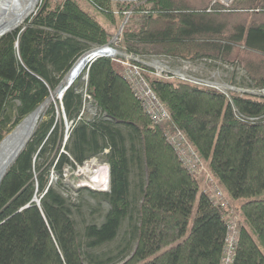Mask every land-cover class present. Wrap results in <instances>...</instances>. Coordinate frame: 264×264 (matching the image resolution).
I'll list each match as a JSON object with an SVG mask.
<instances>
[{"label":"trees","instance_id":"obj_1","mask_svg":"<svg viewBox=\"0 0 264 264\" xmlns=\"http://www.w3.org/2000/svg\"><path fill=\"white\" fill-rule=\"evenodd\" d=\"M121 26L113 44L120 52L221 60L264 90V0L229 7L212 0H42L0 38V142ZM141 61L116 54L90 65L86 89L78 78L62 100L73 121L67 139L61 102L50 103L0 183V264H111L85 249L115 240L133 208L137 244L121 264H222L231 208L239 230L233 264H264V197H257L264 191V94L225 92ZM132 65L168 110L163 122L151 119L127 78ZM176 132L196 151L200 172L190 171L171 144ZM93 157L109 164L110 190L90 191L109 209L101 224L80 232L74 204L52 174L62 180L66 169ZM215 186L226 205L211 198Z\"/></svg>","mask_w":264,"mask_h":264},{"label":"rangeland","instance_id":"obj_2","mask_svg":"<svg viewBox=\"0 0 264 264\" xmlns=\"http://www.w3.org/2000/svg\"><path fill=\"white\" fill-rule=\"evenodd\" d=\"M42 0L38 1L37 6ZM83 6L87 9L92 7L86 5L84 1H81ZM36 6V9H37ZM91 11V10H89ZM97 17L103 23V15L98 13ZM119 27L111 28L113 31V37L120 31ZM118 39L115 41L117 42ZM126 59L138 58L151 63L160 74H173L184 78H191L193 82L215 87L225 92L234 90L244 93H258L264 94V90L255 88L248 82L246 72L243 69L236 68L232 64L223 62L221 60H192V61H178L179 59L172 57H156V61L151 60L150 57H140L122 54ZM155 59V58H154ZM83 74L80 77L81 85L86 89L87 79L82 81ZM195 79V80H194ZM83 89V87H81ZM92 99L86 102V108L91 109L93 114L97 112L96 107H90ZM44 115V114H43ZM140 147V146H139ZM142 147V146H141ZM91 161L87 160L84 165L78 166L74 171L65 170L63 179L60 180L59 175L52 174L53 185L58 191L73 204V217L77 222V226L80 232H83L84 227L91 224H101L104 221L105 214L109 209V205L106 202H100L96 194H92V190H110V179L106 184L94 182L95 176L98 175L103 168H107L105 160L100 157H94ZM132 195L135 192V177H132ZM257 197H264V191ZM138 199V200H137ZM142 199V194H138L136 203L134 205L139 209ZM198 201V199H197ZM242 201L238 202L240 205ZM222 204L226 205L227 201L222 200ZM230 204V203H229ZM236 205V204H235ZM237 207V205H236ZM236 217L238 216L234 208H231ZM133 215L127 218L121 225L119 234L115 240L110 243H106L97 249L85 251L89 254L103 255L104 258H112L111 264H121L125 262L129 256L133 253L137 244V236L134 232V226L138 223V211L135 208L132 210ZM238 220V218H237ZM136 236V237H135ZM126 241V242H125ZM125 246V244H128Z\"/></svg>","mask_w":264,"mask_h":264},{"label":"built area","instance_id":"obj_3","mask_svg":"<svg viewBox=\"0 0 264 264\" xmlns=\"http://www.w3.org/2000/svg\"><path fill=\"white\" fill-rule=\"evenodd\" d=\"M234 0H212L213 4H219L224 7H229ZM128 65V63H126ZM127 78L134 84V90L138 97L142 100V103L150 115L151 119L155 123H160L169 117V112L165 106L158 100L155 93L151 90L148 84L140 76V70L136 65L129 67ZM159 73V72H158ZM160 74V73H159ZM180 78H183L180 76ZM184 79V78H183ZM193 81V80H192ZM69 130L66 126L65 139L68 138ZM171 144L176 148L180 158L183 160L185 165L192 172H200V158L196 151L187 146L184 135L181 132L170 134L169 136ZM96 158H91V161ZM87 162V161H86ZM211 198L215 203H220L223 200V192L216 186L211 190ZM228 232L225 239L224 256L222 264H233L235 257V249L239 239V230L237 228V217L230 213L227 222Z\"/></svg>","mask_w":264,"mask_h":264},{"label":"water","instance_id":"obj_4","mask_svg":"<svg viewBox=\"0 0 264 264\" xmlns=\"http://www.w3.org/2000/svg\"><path fill=\"white\" fill-rule=\"evenodd\" d=\"M39 0H36L34 7L29 12L27 18L34 13L36 10V6ZM22 21V20H21ZM20 21V22H21ZM23 24V23H22ZM19 27H17L18 29ZM123 26H121L119 33L122 31ZM16 30L15 28L5 29L0 32V38L8 32ZM119 33L108 43L103 46H95L85 52L74 64L71 70L65 75L61 83L58 87L54 90V93L57 95V98L60 100L62 105V111L64 114V119L66 122V126L68 130L73 125V121H68L66 118L65 110L63 107V97L66 91L72 86L75 82L76 78L78 77L79 73L87 68L86 78L88 79V69L90 65L98 58L103 56H114L117 53L125 54L123 52H119L116 48L112 46V43L115 39L118 38ZM49 102V98L45 100L37 109L31 112L28 116H26L11 132H9L3 140L0 142V183L5 177L8 169L14 164L17 160L19 155L23 152L26 148L27 144L33 137L38 124L42 118V116L36 121L34 129H25L24 126L28 122L29 118L43 105ZM50 104H48L49 106ZM44 114V113H43Z\"/></svg>","mask_w":264,"mask_h":264},{"label":"bare ground","instance_id":"obj_5","mask_svg":"<svg viewBox=\"0 0 264 264\" xmlns=\"http://www.w3.org/2000/svg\"><path fill=\"white\" fill-rule=\"evenodd\" d=\"M36 0H0V32L5 29L15 28L22 26L27 20V16L31 9L34 7ZM22 20V21H21ZM21 21V22H20ZM23 23V24H22ZM84 69L79 73L78 78L82 76ZM86 75L82 78V81L86 80ZM75 80V81H76ZM75 82L72 84V86ZM54 100H59L57 95L54 93V90L51 92L49 97V102L51 103ZM46 103L42 107H40L28 120L25 124V129H34L36 121L45 113L48 108V104ZM106 167L102 169V171L95 176L94 182L105 183L108 174Z\"/></svg>","mask_w":264,"mask_h":264},{"label":"crops","instance_id":"obj_6","mask_svg":"<svg viewBox=\"0 0 264 264\" xmlns=\"http://www.w3.org/2000/svg\"><path fill=\"white\" fill-rule=\"evenodd\" d=\"M119 33V32H118ZM117 33V34H118ZM116 34V35H117ZM115 35V36H116ZM119 35H120V33H119ZM119 35H118V37H119ZM118 39V38H117ZM117 39H115V41L117 40ZM115 41L112 43V46H113V44L115 43ZM124 53V52H123ZM122 55V54H121ZM127 55V54H126ZM150 58H151V60H154V61H156V57H154V56H149ZM130 58H131V56H130ZM155 58V59H154ZM172 58H174V57H172ZM176 59H179L178 61H182V62H186V61H191V60H183V59H180V58H176ZM199 60H206V59H199ZM194 61V60H193ZM142 63H144V64H148V65H150V66H152V67H154L153 65H151V63H148V62H146V61H144L143 62V60L141 61ZM126 63H128V62H124V61H122V64H125V65H127ZM128 67L126 68V71H128ZM178 77H180V76H178ZM185 77V76H184ZM183 77V78H184ZM184 79H190V80H192L190 77L189 78H184ZM195 80V79H194ZM90 107H95V106H93V104L91 103V106ZM90 111H92L91 109H90ZM94 158V157H93ZM106 164H107V166L109 167V164L106 162ZM107 183V181L105 182V184Z\"/></svg>","mask_w":264,"mask_h":264},{"label":"clouds","instance_id":"obj_7","mask_svg":"<svg viewBox=\"0 0 264 264\" xmlns=\"http://www.w3.org/2000/svg\"><path fill=\"white\" fill-rule=\"evenodd\" d=\"M109 175H110V169H109Z\"/></svg>","mask_w":264,"mask_h":264}]
</instances>
